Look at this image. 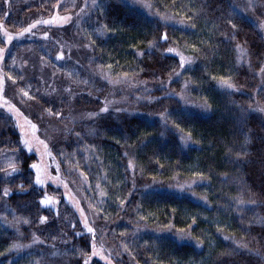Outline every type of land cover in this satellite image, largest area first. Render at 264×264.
<instances>
[{
    "label": "trees",
    "instance_id": "obj_1",
    "mask_svg": "<svg viewBox=\"0 0 264 264\" xmlns=\"http://www.w3.org/2000/svg\"><path fill=\"white\" fill-rule=\"evenodd\" d=\"M58 1L0 0V24L20 32L31 13L52 15ZM238 3L96 0L77 32L63 27L87 48L83 66L57 59L59 44L49 36L15 39L4 54L8 82L61 121L53 151L115 264H264V0H254L251 16ZM170 47L192 63L181 69ZM29 49L71 88L45 95L38 74L26 75L21 55ZM221 77L235 88L221 87ZM108 81L135 95L125 110L93 119L64 115L70 107L100 109ZM69 90L77 92L73 98ZM165 111L167 126L159 116ZM2 153L17 171L0 172V264H84L93 233L80 218L73 222L62 188L35 184L30 165L38 155L22 145L0 107V168ZM46 191L59 195L56 210L40 203ZM180 230L191 235L181 239ZM14 243L26 247L9 251ZM89 264L108 263L93 257Z\"/></svg>",
    "mask_w": 264,
    "mask_h": 264
},
{
    "label": "rangeland",
    "instance_id": "obj_2",
    "mask_svg": "<svg viewBox=\"0 0 264 264\" xmlns=\"http://www.w3.org/2000/svg\"><path fill=\"white\" fill-rule=\"evenodd\" d=\"M10 0H7L9 3ZM30 3L39 2L41 0H24ZM254 0H239L238 7L245 10L250 16L252 15ZM93 0H59L56 4V10L52 15H33L31 13L30 20L27 22L25 28L29 25L35 24L36 21H53L52 23H39L35 24V27L32 28L31 32L24 33L23 36L16 38V34L18 32H14L10 30L6 25H3V29H1V37L4 40L3 46L0 47L7 48L12 44L15 39H19L22 37H26L28 39L40 38L44 36V33L47 32L48 36L52 38L57 44H59L57 55L62 53L63 61H70L75 64H79L83 66L88 59V51L87 48L80 45L78 42L74 41L73 36H70L68 32L63 33L64 26L69 25L70 29L74 33L76 31L75 25L79 23L85 15H87L90 11V8L93 5ZM58 6H62L59 7ZM70 16L71 19L68 22H63L61 20L56 19L57 17ZM264 23V20L259 22V25ZM46 26H51V29L45 31ZM264 32V28H261ZM7 31L10 35L14 37L11 42H8L7 39L3 36V32ZM55 31V32H54ZM6 53V51H5ZM4 53V54H5ZM21 60L25 66L26 75H35L38 74L39 83L41 87V91L45 95L48 93L57 96L61 89L64 90L71 88L69 83L65 84L59 80H56L54 75L55 73H51L47 67H45L42 63H39L35 55L30 53V49L27 50L24 55H21ZM0 77H3V85L2 89H0V107L3 108L15 122V125L18 127L21 133V143L22 140L26 139L32 145V150L29 151L26 146L22 143V145L29 151L35 152L38 155V159L34 162L40 165L41 176L45 180L43 185H37L41 188L47 190L48 185H52L54 188H62L61 196L68 197V203L71 208L74 209L76 214H72L73 222H78L77 218H80L82 224L85 226V218L87 220V224L90 225V221L94 219L93 215H90L86 208L82 203L81 196L77 194L75 188L74 180L68 179L62 171L60 163L53 151V146L51 141L54 137L55 128H61L62 124L59 120H52L47 117L48 111L44 110L39 105H36V101L28 100V96L21 93L13 83L8 82L7 74L4 70L3 61H0ZM64 83V84H63ZM109 88L106 92V96L104 98V103L100 109L95 110H82L77 111L76 108H72L68 110L64 115L70 116L75 119H93L100 113V110L106 106L107 104L108 111L118 112L117 109L125 110L128 106L126 105L127 99L129 100L133 96V92H130V89L126 85H122L119 82L108 81ZM70 98H73L76 93H73L72 90H69ZM63 97V96H61ZM29 101V102H28ZM47 112V113H46ZM89 113H94L96 115L89 116ZM51 115V114H50ZM30 122V123H29ZM35 124L37 126L36 131L33 132L31 125ZM39 141H44L48 145V150L51 152V155H48V152L45 150L44 145L39 143ZM39 149V151H37ZM1 157L3 158L4 166L0 168V172L5 174L6 172H12L9 165L11 164L12 157L7 153H2ZM34 170L36 177V170ZM67 185V187H65ZM78 186V185H77ZM50 198H57L59 195H54L45 192ZM44 194V196H45ZM43 196V197H44ZM43 199V198H42ZM43 205V204H42ZM46 206V205H43ZM55 210L57 209V204H53L51 206ZM81 210H83V216H81ZM68 215V214H67ZM96 251L99 253L97 256H89L91 259L93 257H107L106 261L109 264H115L116 254L111 250H106L104 248V244L101 243L99 239H95ZM89 257L87 259H89ZM89 259V261L91 260Z\"/></svg>",
    "mask_w": 264,
    "mask_h": 264
},
{
    "label": "snow or ice",
    "instance_id": "obj_3",
    "mask_svg": "<svg viewBox=\"0 0 264 264\" xmlns=\"http://www.w3.org/2000/svg\"><path fill=\"white\" fill-rule=\"evenodd\" d=\"M133 2L135 3L136 0H133ZM250 2H251V0H250ZM93 3L95 4L96 3V0H93ZM144 6L145 7H149V8L151 7V5H148V4H145ZM56 19L61 20V21H63V22L66 23V22H68L71 19V17L70 16H64V17H57ZM162 19L169 20V19H172V17H166L165 16V17H162ZM52 22L53 21H36L35 24H39V23H46L47 24V23H52ZM183 22L184 21H181V23H183ZM228 23L231 24V26L233 28H236V24L232 23L231 20H229ZM35 24L29 25L27 28H24L23 30H21L20 32H18L16 34V38H18L20 36H23L24 33H26V32H31L32 28L35 27ZM192 26L195 27L194 24ZM260 27L261 28H264V23L260 24ZM0 29H3V25L2 24H0ZM3 36L7 39L8 42H11L14 39V37L12 35H10L7 31H4L3 32ZM44 36L47 38L48 33L45 32L44 33ZM161 39H163V40H167L168 39V35H167L166 32L163 34V36L161 37ZM239 47L240 46L237 45V48H239ZM5 51H6L5 48L0 47V61H3ZM166 51L169 52V53H177V50L175 48H171V47L168 48ZM241 51H243V50L241 49ZM177 55H179V57H180V59H179V65H180V68L181 69H183L186 64L192 63V57H185L181 53H177ZM56 58L57 59H62L63 58L62 53L60 55H58ZM261 71L264 72V68H262ZM174 75L179 76L180 73H174ZM214 79H215V77H214ZM2 85H3V77H0V89H2ZM220 86L223 87V88H229V89L235 88V85H233L230 82V79L224 78V77H221L220 78ZM187 87H188V82L186 81L185 82V85H184V88L186 89ZM24 95H28V93L25 92ZM178 95L181 96V99H185V97L183 96V90ZM108 103L109 102H106V106L100 110L101 112H107L109 110L108 109V106H107ZM198 107L207 109L208 108V105L205 103V104L199 105ZM258 110L259 111H264V107H261ZM48 111L50 112L51 110L49 109ZM117 111H120V109H117ZM57 115H59V113H57ZM88 115L89 116H92V115H96V114L89 113ZM159 116H160L161 120L165 123V126H167V121H168V118H169V114L167 113V111L160 113ZM31 127H32L33 132H35L37 126L35 124H32ZM175 127L176 128H179L180 126L178 124H176ZM181 139H190V134L188 135V137H181ZM22 143L24 144V146H26L28 148L29 151L32 150V145L29 143L28 140L24 139V140H22ZM39 143L43 144L45 150L48 152V155H51V152L48 150V145L44 141H39ZM37 151H39V149H37ZM9 167L11 168L12 172H16L17 171V168L15 167L14 164H10ZM30 168L35 169L36 170V173H37L36 174V177H35V184H37V185H43L45 183V180L42 178V176L40 174L41 173L40 165H38L36 163H33V164L30 165ZM5 174L6 175H10L11 173L6 172ZM196 175H201V174L197 173ZM65 187H67V185H65ZM178 187H180V188L183 189L185 186L184 185H179ZM188 187H191V185H188ZM9 191L10 190L8 188H4L3 189V195L4 196L9 195ZM101 194L103 195V193H101ZM40 203L43 204V205H46V206H51V205H53L55 203H58V201H55L53 198H50L47 194H45V196L40 201ZM121 203L123 204V201H121ZM240 203H243V201H240ZM83 215H84L83 214V210H81V216H83ZM40 219H41V222H44V221L47 220V217H41ZM27 222L28 221H25V223H27ZM84 223H85V227L87 228V231L89 233H93V239H92V245H91V247L93 249L92 256H97V255H99V253L96 251L94 229H92L91 227L88 226L86 218H85ZM194 223H195V218H193V224ZM167 227H168L169 230H171V227L172 226L169 225ZM191 227H192V225H189V228H191ZM77 235H79V233H77ZM177 235L181 239H183L185 236H190L191 234H190V232L186 233V232H184V230H180L177 233ZM33 239H34V242H35V241H38L39 240V237H36L35 234H34L33 235ZM196 242H197V245L198 246L202 243L198 238H197V241ZM22 247H26V246L25 245H20V244H15L14 243V244H12L10 246L9 251H11V249H20ZM89 259H91V257H89ZM89 259H85L84 260V264H89ZM101 259H104L106 261L108 260L107 257H103V256H101ZM109 264H110V261H109Z\"/></svg>",
    "mask_w": 264,
    "mask_h": 264
}]
</instances>
